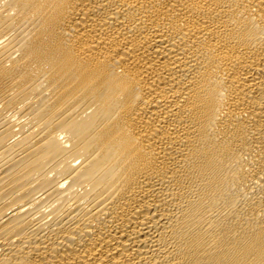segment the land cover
Returning <instances> with one entry per match:
<instances>
[{
	"label": "bare ground",
	"instance_id": "1",
	"mask_svg": "<svg viewBox=\"0 0 264 264\" xmlns=\"http://www.w3.org/2000/svg\"><path fill=\"white\" fill-rule=\"evenodd\" d=\"M0 264H264V0H0Z\"/></svg>",
	"mask_w": 264,
	"mask_h": 264
}]
</instances>
